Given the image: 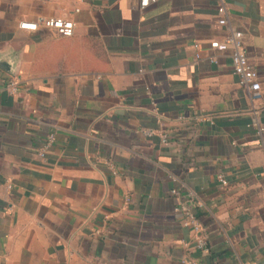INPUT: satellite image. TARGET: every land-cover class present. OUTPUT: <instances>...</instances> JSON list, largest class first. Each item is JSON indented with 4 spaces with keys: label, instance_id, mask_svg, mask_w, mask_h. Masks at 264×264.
<instances>
[{
    "label": "crops",
    "instance_id": "0c3cea01",
    "mask_svg": "<svg viewBox=\"0 0 264 264\" xmlns=\"http://www.w3.org/2000/svg\"><path fill=\"white\" fill-rule=\"evenodd\" d=\"M42 16L73 35L20 27ZM234 29L257 100L209 48ZM263 167L264 0H0V264H264Z\"/></svg>",
    "mask_w": 264,
    "mask_h": 264
},
{
    "label": "built area",
    "instance_id": "2783aa9c",
    "mask_svg": "<svg viewBox=\"0 0 264 264\" xmlns=\"http://www.w3.org/2000/svg\"><path fill=\"white\" fill-rule=\"evenodd\" d=\"M151 0H141V5L146 6ZM221 12L226 11V6L222 4L219 7ZM221 24H226L228 22V18L223 16L219 19ZM75 21L67 16H42L36 20H28L25 19L20 22V27L29 30H37L41 26L50 27L58 30L63 35H73L75 30ZM245 32L243 30L234 29L228 35L223 38H214L209 42V48L213 51H230L233 70L236 75L239 76L241 84H243L250 92V95L253 100H257L261 96V88L262 81L260 78V73L257 67L251 62L247 46L245 44L244 39ZM199 49H201L200 44L198 42L195 43ZM200 56V51L197 54ZM212 62H218V56L215 52L209 56ZM19 79L17 76H14L9 79L7 82V88L11 93H17L19 90ZM255 113H258V110H254ZM181 119L185 118L184 115L180 116ZM203 119H207L204 115ZM259 124V122L255 121ZM146 134H153L155 130L153 128L144 129ZM259 132H263V127L259 124ZM163 141H167L168 137L166 133L162 134ZM56 139L55 133H49L46 141L43 146L39 149L38 154L42 157L46 156L50 148L52 147L54 141ZM115 171V170H114ZM116 172V171H115ZM264 172V167H263ZM174 179H177L176 175H173ZM218 178L224 183L228 184V178L223 174H218ZM185 191V200L182 201L179 205L175 207L176 211H179L184 215V224L189 226L194 232V242L195 245L202 249H208V239L206 235L203 233V225L195 212L193 206L196 204V192L194 189L189 186L184 187ZM174 193H181L182 187H174L172 189ZM126 200H130V196L126 195ZM193 264H203L201 261H193Z\"/></svg>",
    "mask_w": 264,
    "mask_h": 264
}]
</instances>
